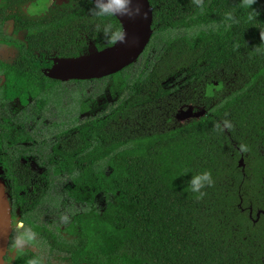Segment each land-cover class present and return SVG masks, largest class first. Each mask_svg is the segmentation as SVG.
Masks as SVG:
<instances>
[{
	"label": "trees",
	"instance_id": "trees-1",
	"mask_svg": "<svg viewBox=\"0 0 264 264\" xmlns=\"http://www.w3.org/2000/svg\"><path fill=\"white\" fill-rule=\"evenodd\" d=\"M151 3L160 61L147 73L111 76L126 101L99 129L108 135L104 143L92 148L89 140L80 153L73 147L77 138L63 142L57 172L92 173L93 196L107 200L104 210L94 203L77 216L89 247L76 256L90 264H264V217L252 220L264 210V0L251 7L244 0ZM92 8V0H72L60 24L88 29L102 49L105 29L121 26L115 17L90 14ZM229 12L237 22L225 18ZM181 77L187 81L182 89L175 86L170 100L153 85ZM49 81L25 75L5 94L24 107L32 100L44 111L47 101L39 97ZM154 94L160 102H153ZM198 100L201 106L194 104ZM167 103L206 114L182 124L186 116L172 118ZM137 110L147 115L140 113L144 127L138 131ZM204 170L215 183L197 198L187 182Z\"/></svg>",
	"mask_w": 264,
	"mask_h": 264
},
{
	"label": "flooded vegetation",
	"instance_id": "flooded-vegetation-1",
	"mask_svg": "<svg viewBox=\"0 0 264 264\" xmlns=\"http://www.w3.org/2000/svg\"><path fill=\"white\" fill-rule=\"evenodd\" d=\"M71 1L0 0V177L9 195L12 225L5 264H90L76 256L77 250L89 247V240L83 234L82 220L77 216L84 210L93 209L94 203L101 210L107 207L104 195L93 196L92 173L84 177L83 170H74L73 177L57 172L64 140L77 138L80 143L72 145L81 148L80 153L88 149L89 140L94 143L92 148L94 145L98 147L108 137L99 131L102 124H111L110 114L126 101L125 92L118 83L112 82V75L68 81L51 77L59 61L86 54L91 47L101 51L111 46L109 42H102L105 47L100 49L88 29L60 24L62 9ZM149 2L153 10L152 37L137 62L124 72L142 63L145 58L143 70L136 74L150 72L161 59V47L160 50L153 47L155 7L151 0ZM115 18L122 32V24ZM156 53L158 56L154 61ZM25 75L37 77L39 82L50 80L42 90V96H38L47 101L44 111L36 110L37 103L32 100L29 106L24 107L20 99L12 101L5 94L9 84L14 81L19 84ZM108 80L111 83L106 87ZM183 81L186 83V77H181L179 81L169 78L158 84L153 82V85L160 90L159 94L165 92L163 98L170 100L175 86L184 87ZM70 84H74L75 91L66 90ZM107 88L116 94V100L105 111L95 110L96 96L106 92ZM162 97L154 94L153 102H160ZM67 103L68 106L61 110ZM194 104L201 106L199 100ZM167 106L170 109L167 113L176 119L189 105L175 106L176 110L172 104L167 103ZM155 108H151L150 115H155L152 111ZM57 112L59 114L53 125L41 127ZM137 112L134 120L138 131L144 127V123L139 121L140 113L145 118L147 115L142 110ZM196 119H181L180 122L186 124ZM159 123L165 125L160 120ZM101 199H105L103 207L98 204ZM263 217L264 210H259L252 220L257 223ZM25 234L32 236L31 243L21 239Z\"/></svg>",
	"mask_w": 264,
	"mask_h": 264
},
{
	"label": "water",
	"instance_id": "water-1",
	"mask_svg": "<svg viewBox=\"0 0 264 264\" xmlns=\"http://www.w3.org/2000/svg\"><path fill=\"white\" fill-rule=\"evenodd\" d=\"M131 7L139 8L140 14L131 17L116 16L122 24V42L118 41L101 51L95 49L75 58L63 59L52 71L51 77L62 81L91 80L117 74L136 63L153 34V10L149 0H132ZM205 114L204 108L188 107L183 115L188 119ZM240 166L244 167L243 160L240 161ZM11 233L9 195L0 177V264H5Z\"/></svg>",
	"mask_w": 264,
	"mask_h": 264
},
{
	"label": "clouds",
	"instance_id": "clouds-1",
	"mask_svg": "<svg viewBox=\"0 0 264 264\" xmlns=\"http://www.w3.org/2000/svg\"><path fill=\"white\" fill-rule=\"evenodd\" d=\"M93 8L92 14L99 18L116 17V16H135L140 14V9H132V0H92ZM197 6L202 5V0H195ZM246 7H251L255 0H244ZM254 11V10H253ZM225 18L231 22H237L231 12L225 14ZM251 19V14H250ZM105 37L110 43L122 42L124 39V33L120 30H112L111 26L105 29ZM261 39L264 40V31L260 33ZM226 127L231 125L225 121ZM220 131H224L223 128ZM191 193L195 194L197 198H203L206 195L204 191L206 188H210L214 185L215 180L211 171L204 170L191 174V179L187 182ZM23 241L31 243L32 236L25 234L21 237Z\"/></svg>",
	"mask_w": 264,
	"mask_h": 264
},
{
	"label": "rangeland",
	"instance_id": "rangeland-1",
	"mask_svg": "<svg viewBox=\"0 0 264 264\" xmlns=\"http://www.w3.org/2000/svg\"><path fill=\"white\" fill-rule=\"evenodd\" d=\"M161 49V48H160ZM159 49V50H160ZM95 50V48H93V47H91V49L89 50V52L90 51H94ZM153 56V54L151 55V57ZM157 56H158V53H156V57H155V59H154V57H152V60L154 59V61L157 59ZM146 59L147 58H145L143 61H142V63H138V64H136L133 68H130L127 72H125V73H132V72H141L142 70H143V66H144V63H145V61H146ZM111 83V80H108L107 82H106V87L109 85ZM67 89H71L72 91L74 90H76V87L74 86V84H70V85H68V86H66V90ZM115 95L116 94H113L111 91L109 92V89L107 88V91L105 92L104 91V93H101V94H99L98 96H96V101H97V103H96V105H93L94 106V108H95V110H99V111H102V110H106L107 109V107L109 106V105H112L113 103H114V101L116 100L115 99ZM68 104L69 103H67L64 107H62V109L61 110H64L67 106H68ZM17 105V104H16ZM15 108H17V110H18V106L17 107H15ZM58 112L56 113V115L55 116H51V117H49V120L47 121V119L45 120V123H42L41 124V127H47V124L48 125H53L54 124V121L57 119V117H58ZM29 127H31V125H29ZM47 129V128H46ZM49 135H51L50 133H49ZM100 206H104V204H105V199H101V200H99V203H98Z\"/></svg>",
	"mask_w": 264,
	"mask_h": 264
}]
</instances>
